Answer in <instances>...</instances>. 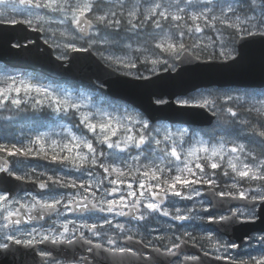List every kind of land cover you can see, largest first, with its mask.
Returning a JSON list of instances; mask_svg holds the SVG:
<instances>
[{
  "label": "snow or ice",
  "instance_id": "6c2138e0",
  "mask_svg": "<svg viewBox=\"0 0 264 264\" xmlns=\"http://www.w3.org/2000/svg\"><path fill=\"white\" fill-rule=\"evenodd\" d=\"M5 24L44 33L57 60L91 50L114 72L147 80L141 68L156 73L162 65L174 71L177 61L235 62L238 40L264 38V0L237 6L223 0H0ZM175 103L207 110L215 128L195 133L153 125L140 113L102 108L91 94L0 76L6 119L46 113L55 123L0 142V173L41 190H15L0 178V249L54 246L38 251L39 264H64L54 255L55 246L64 245L93 257L68 264H94L98 256L107 264H205L200 256L182 255L191 243L226 264H264V228L248 236L260 245L257 255H238L241 245L225 239L230 228L264 224V91L198 90ZM31 160L55 167L24 163ZM68 213L106 215L75 220ZM157 216L168 218L167 230L155 236V229L114 223L115 217L148 223ZM196 221L206 227L198 233L183 228Z\"/></svg>",
  "mask_w": 264,
  "mask_h": 264
},
{
  "label": "water",
  "instance_id": "95a60500",
  "mask_svg": "<svg viewBox=\"0 0 264 264\" xmlns=\"http://www.w3.org/2000/svg\"><path fill=\"white\" fill-rule=\"evenodd\" d=\"M17 43L21 47H13ZM235 46V62L221 59L185 63L177 61L174 62V71L171 68L168 71L162 69L149 74V79L144 80L114 72L91 50L70 53L69 60H57L53 48L44 42L41 32L32 31L24 25H0V61L7 68L37 71L54 80H73L84 86L97 87L108 97L124 101L140 110L151 122L164 120L172 124L205 126L214 119L205 109L181 108L175 103L177 96L209 86L264 87V38L245 37L238 40ZM155 99H163L168 103L157 104ZM5 177L9 182L7 187L15 190H37L32 183L16 181L5 173H0V178ZM208 227L215 228L216 225ZM262 228L264 224L260 222L238 226L235 230L228 229L225 237L242 247L247 243L249 235L260 232ZM10 249H0V264L39 262L33 248L11 245ZM183 252L195 253L205 264H226L224 261L215 260L214 256L205 257L199 247L191 244L184 245ZM149 254L158 255L152 250ZM159 259L166 262L168 258L160 256Z\"/></svg>",
  "mask_w": 264,
  "mask_h": 264
},
{
  "label": "rangeland",
  "instance_id": "374dc122",
  "mask_svg": "<svg viewBox=\"0 0 264 264\" xmlns=\"http://www.w3.org/2000/svg\"><path fill=\"white\" fill-rule=\"evenodd\" d=\"M244 2H245V0H242L240 2V4L244 3ZM236 3H239V2H236ZM236 3H231V4H233L234 6H237ZM42 37H43V40L46 39V36H45L44 33H43ZM54 53H55V55L57 54V50L56 49H54ZM164 67L165 66H163V68ZM163 68H161V69H163ZM141 72H143L144 75L150 74V73L144 72L143 68H141ZM5 75L20 76V77L26 78V79L27 78H31V79H33V82L40 83V84H43L45 86H49V87H51L53 89H57V90H68V91H71V92L77 93V94L82 92L85 95L91 94L93 96L95 102L98 105H100L102 108L108 109L110 111L112 110V108L118 107L121 110L127 109L129 112L139 113V111L137 109H135V108H133V107H131L129 105L127 106V104L120 105V104H116L114 102H107V101L103 102L102 99L101 100L98 99L99 96L95 95L92 92H89L88 90H86L84 88H81L80 86L72 87V86L66 85L65 83H62V82H52V81L47 80V78H45L44 76H40L36 72L21 71V70H5L3 68V66H1V63H0V76H5ZM209 89H211V90L231 91V92H234V93H243V92H245L244 89L237 88V87H225V88L209 87V88H202V89H199V90L202 91V90H209ZM197 91L198 90H196L194 92H191V93L195 94ZM259 94H255V95L259 96ZM187 95H185V96H187ZM185 96H178V97L179 98H183ZM178 97L175 98V101H176V99ZM155 100H157V99H155ZM140 114L143 115L141 112H140ZM8 115H9V113H7V112H5L3 110H0V142H5V141L15 142L17 139H24L28 135L33 134V133H35L37 131H47L49 128H52V127L55 126L54 119L51 118L50 123L45 128H43L42 130H37V131L33 132L32 131V127L29 125V122L21 120L25 116V114H20L19 116H15L11 120L6 119V117ZM65 122H67V121H65ZM152 124L153 125H167V126L172 127L173 129L178 128V127H187V126L180 125V124H170V123H168L166 121H157V122H154ZM5 126L8 127V128H11L12 130H14L13 132L16 133V134H14V136L12 138H10V140H4L3 138H1V132L4 130ZM214 128H215V126H214ZM191 131H193L195 133H199L196 130H191ZM193 223L194 224L195 223H199L200 224V222H198V221L193 222ZM197 230H198V232L202 231L203 230V225L198 226ZM188 231H191V230L188 229ZM259 233L260 232H256V233H253V234L258 235ZM253 234H251V235H253ZM250 243L253 245L252 247H249ZM259 251H260V245L258 244V242L255 241V240H253V241H249L248 240V243L245 246H243L242 248H240L238 251H236V253L238 255H246L247 253H251L252 255H257V254H259Z\"/></svg>",
  "mask_w": 264,
  "mask_h": 264
},
{
  "label": "flooded vegetation",
  "instance_id": "af4514ba",
  "mask_svg": "<svg viewBox=\"0 0 264 264\" xmlns=\"http://www.w3.org/2000/svg\"><path fill=\"white\" fill-rule=\"evenodd\" d=\"M140 113V112H139ZM51 121V118L50 120ZM157 122V121H154ZM151 122V123H154ZM216 123V118L214 117V119L212 120L211 124L208 126H195V125H188L187 127L191 130H196L199 133H203L205 130L211 131L212 129H214V126L211 127V125H214ZM209 128V129H207ZM9 159H14V158H9ZM24 163H31L33 165L38 166L39 168H47V169H51L55 166L53 165H49L47 162L45 161H41V160H31V161H25ZM7 175V174H5ZM27 191H33V192H39L41 190H39L37 188L36 191L34 190H27ZM21 195L23 194V192L20 193ZM106 214L103 213H96V214H92V213H68L67 214V218L68 219H75V220H79V219H98L101 216H104ZM112 218V217H109ZM52 219H55V217H52ZM168 218H164V217H154L150 222L145 223V222H137L135 220H132L131 217H115L114 218V223L115 222H120V223H125L126 225L136 228L139 227L140 230L142 232H147V231H151L153 229H155L156 231H152L151 234L153 236L161 234V232L166 231L167 230V221ZM172 223H177L179 224L180 222H172ZM38 226V225H37ZM47 226V225H45ZM201 226L199 223H193V222H184L183 223V228L188 230L190 229L191 231L198 233L197 227ZM204 227H206L205 225H203V229ZM208 227V226H207ZM225 239H227L225 237ZM191 244V243H189ZM192 245V244H191ZM54 246L52 245H38L36 246V248H33V252L36 256V258L39 260L40 262V257L38 255V251L41 249L44 250H49V249H53ZM135 247H140V245H135ZM200 249V248H199ZM151 249H144L145 252L149 253ZM201 251V250H200ZM238 251V250H236ZM202 252V251H201ZM54 255H57V257L64 261V264H68L69 261H71L74 257L75 258H79L81 256H87L89 261H93V257L91 254L87 253L83 248L80 247H75V248H69L68 246L64 245V246H55V251H54ZM182 255H196L195 253H191V252H183ZM182 259V256H181ZM101 264H107V261L104 259V257L102 256H98L95 258L94 264H100L99 262H101ZM38 262V264H39Z\"/></svg>",
  "mask_w": 264,
  "mask_h": 264
},
{
  "label": "trees",
  "instance_id": "16d2710c",
  "mask_svg": "<svg viewBox=\"0 0 264 264\" xmlns=\"http://www.w3.org/2000/svg\"><path fill=\"white\" fill-rule=\"evenodd\" d=\"M241 1L242 0H223V2H226V3L239 2V3H236L237 5L238 4L240 5ZM161 68H163V65L161 66ZM47 80L52 81L50 79H47ZM52 82H54V81H52ZM64 83L66 85H70L72 87L79 86L78 84L74 83L73 81H64ZM80 87L88 90L89 92L94 93L97 96H99L98 99L99 100L102 99L103 102L107 101V102H114V103L120 104V105L124 104L123 102L115 101V100H112V99L108 98L107 96L103 95L102 92L99 89H96V88L92 89V88H87V87H83V86H80ZM244 91L248 92V93H252V94H259L262 91H264V88L263 89H244ZM21 120L29 122V125L32 127V131L34 132V131H37V130L41 129L43 127V124L47 125L49 120H50V117L48 115H46L45 113L44 114L33 115L32 113L29 112V113H26L25 116ZM215 125H216V123L214 125H211V127H213ZM207 129H209V128H207ZM13 131L14 130H12L11 128H8V127L5 126L4 130L1 132V138H3L4 140H10V138H12L14 136V134H16ZM207 131L208 130H205L204 132H207Z\"/></svg>",
  "mask_w": 264,
  "mask_h": 264
}]
</instances>
